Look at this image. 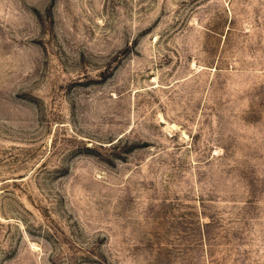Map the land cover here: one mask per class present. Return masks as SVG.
<instances>
[{"label": "rangeland", "instance_id": "374dc122", "mask_svg": "<svg viewBox=\"0 0 264 264\" xmlns=\"http://www.w3.org/2000/svg\"><path fill=\"white\" fill-rule=\"evenodd\" d=\"M0 264H264V0H0Z\"/></svg>", "mask_w": 264, "mask_h": 264}]
</instances>
